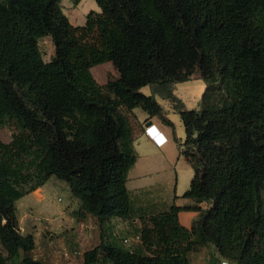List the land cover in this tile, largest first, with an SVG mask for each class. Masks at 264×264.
<instances>
[{"label": "trees", "instance_id": "obj_1", "mask_svg": "<svg viewBox=\"0 0 264 264\" xmlns=\"http://www.w3.org/2000/svg\"><path fill=\"white\" fill-rule=\"evenodd\" d=\"M95 2L99 12L73 26L61 0H0V127L18 129L0 141V264H42L15 203L51 177L99 225L132 218V111L169 124L139 92L147 85L179 112L193 172L182 197L193 205L141 218L142 251L101 242L84 264H191L208 245L228 264H264V0ZM106 62L117 77L100 85L90 69ZM196 73L206 90L199 109L185 110L173 85ZM187 209L198 212L190 229L178 221Z\"/></svg>", "mask_w": 264, "mask_h": 264}, {"label": "crops", "instance_id": "obj_2", "mask_svg": "<svg viewBox=\"0 0 264 264\" xmlns=\"http://www.w3.org/2000/svg\"><path fill=\"white\" fill-rule=\"evenodd\" d=\"M81 2L82 0L79 4ZM64 13L73 26L84 25L86 13L78 15L75 10ZM133 119V148L136 162L130 169L126 182L132 218L129 220L110 218L99 225L91 215L79 212L78 200L70 195V204L59 210L56 216L44 215L38 219L34 217L30 203L42 199L44 186L38 187L15 203L20 233L31 234L34 238L35 247L31 253L33 259L39 260L42 264H84V253L101 242L140 252L141 241L134 237L140 234L141 218L165 212L172 204L177 207L193 205L192 201L181 196V192H174L171 197L172 181L164 173L172 157L168 145L170 132L161 122L167 126L170 124L158 117L149 119L146 114L139 120L135 116ZM148 121L166 139L162 146H156L145 134ZM138 135L140 137L137 139ZM197 216L198 212L194 210H181L178 212L179 224L190 229ZM125 240L128 242L125 243ZM190 262L191 264H222L227 261L219 256L212 245H208L192 253Z\"/></svg>", "mask_w": 264, "mask_h": 264}, {"label": "rangeland", "instance_id": "obj_3", "mask_svg": "<svg viewBox=\"0 0 264 264\" xmlns=\"http://www.w3.org/2000/svg\"><path fill=\"white\" fill-rule=\"evenodd\" d=\"M61 2L62 10L66 13L75 10V13L81 15L84 13L87 14L90 11H99L95 0H82L78 6H75L72 3V0H61ZM38 46L43 61L49 62L54 56V47L51 38L49 36L40 38ZM90 73L94 80L100 85L105 84L108 79H114L117 77V72L113 68L111 62L94 66L90 69ZM205 90L206 84L198 73L173 85L174 97L182 104V107L185 110L199 109ZM139 92L145 96H154L161 109V117L170 124L167 126L161 122L164 126L168 127L170 132L168 145L172 157V161L164 173H166L172 181L171 197L172 194L174 195V192L177 191L178 193L181 192L180 194L182 196L189 186V182L192 178V170L184 157L180 154L181 144L184 141L185 134L179 112L172 102L165 100L158 94L154 93L151 86H144ZM132 116H135L139 120L145 116V113L140 108H135L132 111ZM16 133H18V129L13 122H7L0 127V141L3 143H9L12 136ZM139 137L140 135L137 136V139ZM41 186H44L42 199H39L37 202L35 200L30 201V203H32L33 215L35 214L34 217L38 219L44 215L54 217L59 210H62L65 206L70 204L71 193L68 190L69 188H65L66 186L68 187V184L65 181L52 177ZM0 253L3 258L6 259V254L2 247H0Z\"/></svg>", "mask_w": 264, "mask_h": 264}, {"label": "built area", "instance_id": "obj_4", "mask_svg": "<svg viewBox=\"0 0 264 264\" xmlns=\"http://www.w3.org/2000/svg\"><path fill=\"white\" fill-rule=\"evenodd\" d=\"M148 128H150V131H151L150 137L152 138V141L154 142V144L158 147L162 146L166 142V139L161 135V133L157 131L154 125H150ZM134 238L140 241V235H136ZM124 242L127 243L128 241L125 240ZM222 264H228V263L223 262Z\"/></svg>", "mask_w": 264, "mask_h": 264}, {"label": "clouds", "instance_id": "obj_5", "mask_svg": "<svg viewBox=\"0 0 264 264\" xmlns=\"http://www.w3.org/2000/svg\"><path fill=\"white\" fill-rule=\"evenodd\" d=\"M149 127V126H148ZM146 127L145 128V134L152 140V138L150 137V128Z\"/></svg>", "mask_w": 264, "mask_h": 264}, {"label": "water", "instance_id": "obj_6", "mask_svg": "<svg viewBox=\"0 0 264 264\" xmlns=\"http://www.w3.org/2000/svg\"><path fill=\"white\" fill-rule=\"evenodd\" d=\"M150 125H151V122L148 121V122L146 123V127H148V126H150Z\"/></svg>", "mask_w": 264, "mask_h": 264}]
</instances>
